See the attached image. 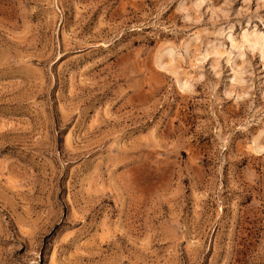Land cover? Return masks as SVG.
<instances>
[{"label": "rangeland", "instance_id": "obj_1", "mask_svg": "<svg viewBox=\"0 0 264 264\" xmlns=\"http://www.w3.org/2000/svg\"><path fill=\"white\" fill-rule=\"evenodd\" d=\"M260 35L264 0H0V264H264Z\"/></svg>", "mask_w": 264, "mask_h": 264}, {"label": "bare ground", "instance_id": "obj_2", "mask_svg": "<svg viewBox=\"0 0 264 264\" xmlns=\"http://www.w3.org/2000/svg\"><path fill=\"white\" fill-rule=\"evenodd\" d=\"M255 36V35H254ZM247 38V37H246ZM244 40V39H243ZM253 42H251V43H253L254 45L256 44V45H258L259 46V49H260V52H261V54L262 55H264V36L263 37H261V35H260V37H254L253 39ZM246 42V41H245ZM244 43V42H243ZM251 43H250V45H251ZM255 45V46H256ZM253 46V45H252ZM250 47V46H249ZM234 48V47H233ZM261 56V55H260ZM264 57V56H263Z\"/></svg>", "mask_w": 264, "mask_h": 264}]
</instances>
